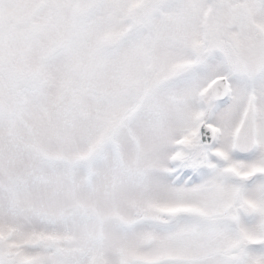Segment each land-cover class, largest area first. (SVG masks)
Returning a JSON list of instances; mask_svg holds the SVG:
<instances>
[{
  "label": "snow or ice",
  "instance_id": "1",
  "mask_svg": "<svg viewBox=\"0 0 264 264\" xmlns=\"http://www.w3.org/2000/svg\"><path fill=\"white\" fill-rule=\"evenodd\" d=\"M0 264H264V0H0Z\"/></svg>",
  "mask_w": 264,
  "mask_h": 264
}]
</instances>
